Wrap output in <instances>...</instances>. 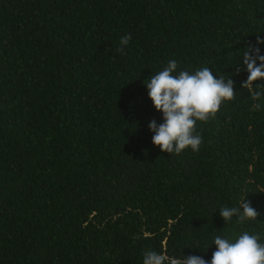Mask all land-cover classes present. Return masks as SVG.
Masks as SVG:
<instances>
[{
    "label": "trees",
    "instance_id": "16d2710c",
    "mask_svg": "<svg viewBox=\"0 0 264 264\" xmlns=\"http://www.w3.org/2000/svg\"><path fill=\"white\" fill-rule=\"evenodd\" d=\"M256 48L264 0H0V264L208 260L216 235L243 231L264 243V81L242 86ZM173 59L233 81L196 123L197 152L162 153L147 128L162 120L143 83ZM244 198L257 220L224 224Z\"/></svg>",
    "mask_w": 264,
    "mask_h": 264
},
{
    "label": "clouds",
    "instance_id": "9594fccd",
    "mask_svg": "<svg viewBox=\"0 0 264 264\" xmlns=\"http://www.w3.org/2000/svg\"><path fill=\"white\" fill-rule=\"evenodd\" d=\"M130 39V36H124L120 40L121 51ZM258 53V48L243 53L247 80L242 86H254L256 81H264V56ZM178 68V62L170 60L162 70L148 78L146 85L143 83L147 99L162 120L157 123L152 119L147 124L152 134L151 143L167 154H179L189 148L193 152L199 151L202 138L195 132L196 123L209 120L223 101L234 97L233 81L217 76L209 67L195 71H178ZM257 216L256 209L245 198L238 206H223L219 210L224 224L231 223L233 218L242 224L257 220ZM213 247L215 250L208 260L203 255L169 256L146 249L141 264H264V243L258 234L243 231L232 237L216 235L208 249Z\"/></svg>",
    "mask_w": 264,
    "mask_h": 264
}]
</instances>
